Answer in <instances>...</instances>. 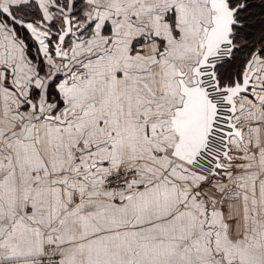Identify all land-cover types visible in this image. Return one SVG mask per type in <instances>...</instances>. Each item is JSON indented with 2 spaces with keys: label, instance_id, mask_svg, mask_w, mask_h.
Here are the masks:
<instances>
[{
  "label": "snow or ice",
  "instance_id": "6c2138e0",
  "mask_svg": "<svg viewBox=\"0 0 264 264\" xmlns=\"http://www.w3.org/2000/svg\"><path fill=\"white\" fill-rule=\"evenodd\" d=\"M0 264H264V0H0Z\"/></svg>",
  "mask_w": 264,
  "mask_h": 264
}]
</instances>
